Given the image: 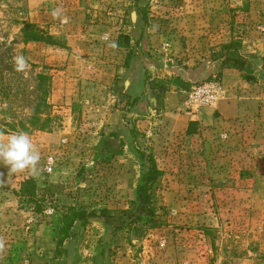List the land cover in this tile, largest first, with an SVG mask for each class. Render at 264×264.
Returning a JSON list of instances; mask_svg holds the SVG:
<instances>
[{
	"label": "rangeland",
	"instance_id": "obj_1",
	"mask_svg": "<svg viewBox=\"0 0 264 264\" xmlns=\"http://www.w3.org/2000/svg\"><path fill=\"white\" fill-rule=\"evenodd\" d=\"M24 21L62 46L26 42ZM230 43L228 56L264 54V0H0V144L23 131L40 154L35 173L0 163V264L31 260L35 213L57 226L68 206L97 213L68 239L76 264H264V121L188 136L162 115L181 112L184 84L160 101L145 83L133 102L125 82L133 58L166 80ZM142 152L162 171L152 192L162 224L114 231L125 218L115 212L136 209ZM28 177L33 200L18 194Z\"/></svg>",
	"mask_w": 264,
	"mask_h": 264
},
{
	"label": "crops",
	"instance_id": "obj_2",
	"mask_svg": "<svg viewBox=\"0 0 264 264\" xmlns=\"http://www.w3.org/2000/svg\"><path fill=\"white\" fill-rule=\"evenodd\" d=\"M263 57L264 54L259 57L238 55L239 59L246 61L245 70L224 66L220 61L213 60L209 56L199 62L184 60L183 64L180 65V69H178V74L182 79L189 83H197L210 76L218 75L223 82L224 99L219 102L217 108L206 106L199 109L196 114H192L182 106L181 94L178 91L181 112L171 113L166 111L162 114L165 122L169 125V129L176 132H185L188 136H196L200 134L199 132L209 130L214 126L220 127V130L231 129L235 131L243 128L240 126L243 124L245 125L244 128L251 127L252 130L258 131L264 121ZM146 62L147 60L141 56L137 59L133 58L125 73L127 94L132 95L133 98L141 95L142 91L145 90V72L149 68L160 70L158 65L147 64ZM244 74L252 75L254 78L252 80L245 79ZM162 76L164 75L162 74ZM157 77L161 78V75ZM77 80L79 79H70V81ZM174 90L173 87L169 88L166 94L170 95ZM167 100H169L168 97H166V102ZM166 108H168L167 105ZM191 122L197 127V133L195 134L187 133ZM35 215L37 217L33 220L37 221L40 214L36 212ZM50 219L48 216L34 225L31 234L33 258L28 262L23 263L21 261L20 264H76L78 257H76L73 250L72 252L70 250V240L66 241L64 245L67 251L63 257L57 260L54 259L58 226L50 223Z\"/></svg>",
	"mask_w": 264,
	"mask_h": 264
},
{
	"label": "trees",
	"instance_id": "obj_3",
	"mask_svg": "<svg viewBox=\"0 0 264 264\" xmlns=\"http://www.w3.org/2000/svg\"><path fill=\"white\" fill-rule=\"evenodd\" d=\"M21 29L24 40L26 42H45L46 44H52L57 46H62L61 43L56 40L52 35H49L43 31H41L34 23L24 21ZM118 47L122 45V37H118ZM233 47V44L223 45L222 49L216 53H212L211 58L213 60H218L222 63V65L227 67H234L239 70H245V62L238 58V56H228L227 51H229ZM264 59V57H263ZM146 85L149 87V90L153 92L157 96V98L162 101L164 95L167 93L171 85H185L186 88H189L191 84L187 81H182L181 77L173 76L170 79H154L151 77L148 71L145 72ZM212 78L210 76L207 79ZM244 78L248 80H252L254 77L249 74H244ZM205 79V80H207ZM204 81V80H203ZM202 82V81H199ZM198 83V82H197ZM138 101L137 98L133 100V102ZM1 132V129H0ZM188 134L197 133V127L193 122L190 123L188 129ZM143 158L149 164V171L143 177V182L138 186L137 189V199L135 201L136 209L132 211L121 210L116 211L115 213H120L125 216L124 221L120 220L118 223L114 224V231H118L125 227V223L127 226H133L134 224L140 223L143 218L146 219V224L150 225V228L159 227L162 224L159 221V217L157 216L156 208L153 205V189L159 181L160 176L162 175V171L158 168L155 159L152 156H149L147 153L142 152ZM37 183L36 181L28 177L24 179L21 183L19 189V196L28 198L29 200H33L37 197ZM111 211L107 209H102L98 216H103L108 220L109 214ZM38 213V212H37ZM39 216H42L39 213ZM96 212H87L86 210L79 208L77 206H68L66 211L63 212L58 220V231L56 236V249H55V258L62 257L65 251V243L66 241L74 235L75 225L77 222H80L81 225H84L89 216H96ZM39 218V217H38ZM45 219V217H43ZM40 220L38 219L32 226V230L35 224H38ZM126 220V221H125ZM50 222V220H49Z\"/></svg>",
	"mask_w": 264,
	"mask_h": 264
},
{
	"label": "clouds",
	"instance_id": "obj_4",
	"mask_svg": "<svg viewBox=\"0 0 264 264\" xmlns=\"http://www.w3.org/2000/svg\"><path fill=\"white\" fill-rule=\"evenodd\" d=\"M53 14L58 13L54 12ZM13 63L17 72H23L28 67L27 60L23 55L13 57ZM39 160V151L26 132L11 133L7 143L0 144V163L8 166L9 171L14 174L22 173L25 170L35 173Z\"/></svg>",
	"mask_w": 264,
	"mask_h": 264
},
{
	"label": "built area",
	"instance_id": "obj_5",
	"mask_svg": "<svg viewBox=\"0 0 264 264\" xmlns=\"http://www.w3.org/2000/svg\"><path fill=\"white\" fill-rule=\"evenodd\" d=\"M224 94L222 80L217 76H213L210 79L192 84L188 89L182 90L181 104L187 112L196 114L202 107L217 108L219 102L224 99ZM222 136L224 139L229 137L228 133H224ZM45 213L53 214L54 209L48 208Z\"/></svg>",
	"mask_w": 264,
	"mask_h": 264
}]
</instances>
